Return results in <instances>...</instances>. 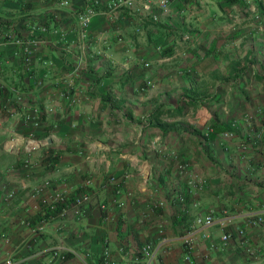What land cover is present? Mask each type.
Returning a JSON list of instances; mask_svg holds the SVG:
<instances>
[{
	"label": "crops",
	"instance_id": "crops-1",
	"mask_svg": "<svg viewBox=\"0 0 264 264\" xmlns=\"http://www.w3.org/2000/svg\"><path fill=\"white\" fill-rule=\"evenodd\" d=\"M66 1L0 0V264H48V249L66 251L64 264H143L146 244L150 264H264V224H248L264 218V135L238 148L264 125V0H166V12L158 0ZM196 112L223 129L202 141ZM244 113L252 126L220 147L237 158L216 167L218 134ZM26 136L51 139L25 156ZM189 174L201 191H187ZM80 195L88 202L73 207ZM54 196L63 214L46 211ZM207 214L228 220L194 228Z\"/></svg>",
	"mask_w": 264,
	"mask_h": 264
},
{
	"label": "built area",
	"instance_id": "built-area-1",
	"mask_svg": "<svg viewBox=\"0 0 264 264\" xmlns=\"http://www.w3.org/2000/svg\"><path fill=\"white\" fill-rule=\"evenodd\" d=\"M139 1H143L144 0H139ZM56 3H58V5L60 6H67L68 2L66 0H55ZM132 3V0H116L112 3V7L118 8L121 6H126L129 7ZM146 5V4H145ZM158 9H160L161 12H166L167 11V1L166 0H158L156 3ZM144 8H147L146 6ZM95 16V11L92 8V6H85L84 9L77 14L76 16V20H77V25L78 28L80 30L81 34H84V31L87 29V27L89 26L91 19ZM152 20H154V17H152ZM22 52L25 56V63L28 64L29 58V47L28 45H26V43L24 45H22ZM261 112L262 118L264 120V110H259ZM192 123L195 125H200L203 127V132L202 135L204 137H206L210 132L211 129L209 128V120H210V116L208 114H205L203 112H196L193 117H192ZM24 121L29 123L30 125H32L33 127L37 126V120L34 118H30L29 116H25L24 117ZM242 124L245 125L247 127H249L251 125V116L247 113H244L240 119L238 121H233L231 123V129L228 131H223L221 133L218 134V140H219V144L220 146L222 145H226L229 143V141L231 140V138L235 135L236 131L238 130V126ZM264 135V125L259 128V131H257L254 134V142L251 141H246L243 143H240L238 145V148L241 152H244L246 150H251L253 149V147H255L256 143H260L261 142V137H263ZM51 139L50 136H46L43 137L41 139H35L32 136H26L24 138H22V142H21V152L25 155L28 156L30 153H32L33 151H36L39 147H46L48 145V141ZM226 147V146H224ZM3 148L6 149L7 151L11 150L13 148V139L8 140L6 143H4ZM264 148V145H263ZM26 162V160H25ZM185 168V166H183ZM182 167V168H183ZM140 172V171H139ZM203 182L201 181V179L194 175V174H189L187 176V180H186V188L188 189L187 191H201L202 187H203ZM66 197L65 196H54L52 200L50 201H42L45 205V209L48 212L54 213L57 206H63L61 209H63L61 211V214H63L65 212V206L66 205ZM184 201V197L182 194H175L171 197L170 203L173 205H180L182 204ZM88 202V196L87 195H80L78 197H74L71 200V205L73 207H77L80 206L81 204L87 203ZM162 203H158L156 206H161ZM60 214V213H59ZM249 221L248 224L251 226H255V225H263L264 224V218L260 215V214H253L249 216ZM226 220H228V218L226 216L222 217V219H217L214 218L213 215L211 214H207V215H203V216H197L194 218L193 220V225L194 228L196 227H212L214 225H218L221 226L223 224V222H225ZM193 231V230H192ZM238 238L240 241V244L243 246H247V242L246 239L244 238L242 231H238ZM192 235L191 231H188L184 238H183V245L185 247V250L188 252L191 249V241H190V236ZM228 239L227 235H222L220 237V240L222 243L226 242V240ZM247 251L249 252V248H247ZM156 249L154 246L146 244L144 245L141 250L140 253L142 255V259H143V264H150L151 260L153 259L154 255H155ZM49 254L52 256V260L51 262H48V264H64L65 262V257L67 255L66 251H60V250H53V249H48L45 251H42V254ZM86 256V255H85ZM4 264H14V262L10 259H8Z\"/></svg>",
	"mask_w": 264,
	"mask_h": 264
},
{
	"label": "rangeland",
	"instance_id": "rangeland-1",
	"mask_svg": "<svg viewBox=\"0 0 264 264\" xmlns=\"http://www.w3.org/2000/svg\"><path fill=\"white\" fill-rule=\"evenodd\" d=\"M249 15H250V19H252V20H254V21L259 20V9H256L255 7H252V9H251V10L249 9V11H248V17H249ZM247 114H248V113H247ZM251 126H252V123H251ZM233 138H234V137H233ZM236 141L240 142L239 139L236 140ZM240 143H241V142H240ZM224 146H227L226 148H227V150H228L229 143L226 144V145L217 146V147L220 148V147H224ZM231 146H232V145H231ZM232 147H234V146H232ZM220 149H221V148H220ZM220 149H219V150H220ZM227 150H226V151H227ZM219 153H220V154L215 155L216 160H214V162L211 160L212 164L216 165V167H222V166H221V165H222V161H221V159H222L224 156H226V155H228L229 157L237 158V156H236L237 150H236V149H234L233 151H231L230 153H227V154L223 153V150L221 149ZM206 159H208V157H207ZM230 161H231V160H230ZM218 163H219V164H218ZM261 227H262V226H261Z\"/></svg>",
	"mask_w": 264,
	"mask_h": 264
},
{
	"label": "trees",
	"instance_id": "trees-1",
	"mask_svg": "<svg viewBox=\"0 0 264 264\" xmlns=\"http://www.w3.org/2000/svg\"><path fill=\"white\" fill-rule=\"evenodd\" d=\"M209 128L211 129V132L206 137H204L202 134L199 135L200 139L204 142H206L208 138H213L215 133H217V132H219V130L223 129V127L221 128V125L217 124V119H216V116L214 114L211 116V123L209 124ZM227 129H229V128H227Z\"/></svg>",
	"mask_w": 264,
	"mask_h": 264
}]
</instances>
